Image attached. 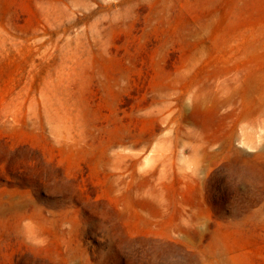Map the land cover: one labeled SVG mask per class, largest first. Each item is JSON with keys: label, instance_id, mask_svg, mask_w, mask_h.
Listing matches in <instances>:
<instances>
[{"label": "rangeland", "instance_id": "1", "mask_svg": "<svg viewBox=\"0 0 264 264\" xmlns=\"http://www.w3.org/2000/svg\"><path fill=\"white\" fill-rule=\"evenodd\" d=\"M0 264H264V0H0Z\"/></svg>", "mask_w": 264, "mask_h": 264}]
</instances>
